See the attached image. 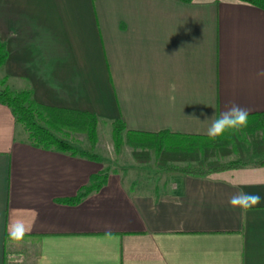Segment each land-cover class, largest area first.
I'll use <instances>...</instances> for the list:
<instances>
[{"label": "crops", "instance_id": "obj_1", "mask_svg": "<svg viewBox=\"0 0 264 264\" xmlns=\"http://www.w3.org/2000/svg\"><path fill=\"white\" fill-rule=\"evenodd\" d=\"M0 42V83L100 124L206 135L232 103L264 112V9L242 0H0ZM104 164L34 146L0 103V264H264V166L109 171L79 203L60 201ZM241 190L261 203L231 208Z\"/></svg>", "mask_w": 264, "mask_h": 264}, {"label": "trees", "instance_id": "obj_2", "mask_svg": "<svg viewBox=\"0 0 264 264\" xmlns=\"http://www.w3.org/2000/svg\"><path fill=\"white\" fill-rule=\"evenodd\" d=\"M180 1L189 3L194 0ZM242 1L264 9V0ZM7 57L6 45L0 42V67L5 64ZM0 103L12 109L34 146L102 160L99 155L64 138L84 134L95 147L99 141L100 125L96 113L41 103L34 98L31 90H12L6 79L0 83ZM111 124L112 140L117 149L122 145L132 147L138 163L150 162L151 152L154 151L156 165L164 172L206 177L215 172L264 166V112L249 114L247 127L228 130L215 139L207 135L168 130L131 131L126 129L123 119H115ZM231 154L236 155L232 160L219 159ZM108 177L109 171L102 170L94 174L91 183L84 186L77 195L60 201L67 204L79 203L90 193L100 190L107 183Z\"/></svg>", "mask_w": 264, "mask_h": 264}, {"label": "rangeland", "instance_id": "obj_3", "mask_svg": "<svg viewBox=\"0 0 264 264\" xmlns=\"http://www.w3.org/2000/svg\"><path fill=\"white\" fill-rule=\"evenodd\" d=\"M64 137V136H63ZM64 138L77 144L83 149L92 151L99 155L105 161V167L108 171H125V172H164L158 169L156 165V154L151 152L152 159L150 162L138 163L133 155V148L128 145H122L120 148L114 146L112 140V126L103 123L99 125V141L95 147L88 141L84 134H73L65 136ZM236 157L235 154L228 156H221L219 159L222 161H229ZM183 164V163H182ZM33 257V256H32ZM34 259L29 254H26L24 260L14 261L13 264H33Z\"/></svg>", "mask_w": 264, "mask_h": 264}, {"label": "clouds", "instance_id": "obj_4", "mask_svg": "<svg viewBox=\"0 0 264 264\" xmlns=\"http://www.w3.org/2000/svg\"><path fill=\"white\" fill-rule=\"evenodd\" d=\"M258 76L264 77V69H261ZM171 91H175L176 85H169ZM174 101V97H170ZM211 120L206 130V135L212 139L222 136L226 131L235 129L239 130L247 127L249 119V109L232 103L218 117L208 118ZM262 197L258 193L245 192L243 190L233 194L228 203L233 209L239 208L243 211L250 210L261 203ZM29 227L22 220L16 219L11 221L8 232L9 236L15 241H21L29 231Z\"/></svg>", "mask_w": 264, "mask_h": 264}]
</instances>
